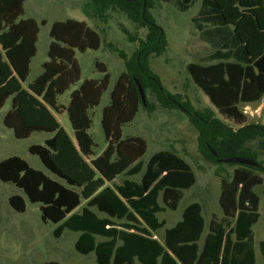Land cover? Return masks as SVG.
Wrapping results in <instances>:
<instances>
[{
    "label": "trees",
    "instance_id": "trees-1",
    "mask_svg": "<svg viewBox=\"0 0 264 264\" xmlns=\"http://www.w3.org/2000/svg\"><path fill=\"white\" fill-rule=\"evenodd\" d=\"M162 1L185 13L199 0ZM25 3L0 0V111L11 100L4 125L18 140L35 133L52 135L44 145H34L29 151L54 177L20 157H10L0 162V180L15 185L32 204L40 205L42 220L57 225L56 239L66 230L80 234L76 252L95 254L97 264H257L253 227L260 219V196L255 189L264 182V163L246 144L257 142L264 152V126L248 124L240 106L264 99V0H202L192 20L199 41L207 48L198 57L201 63L190 64L188 72L218 113L238 129L211 110L196 111L181 96L172 95L152 71L150 56L163 53L166 40L149 12V0H90L83 9L86 14L91 7L101 18L114 7L148 30L146 40H137L136 53L125 57L126 73L113 86L110 104L103 109L106 148L100 156L90 134L91 114L110 88L107 70L100 65L103 77L84 81L71 95L68 107L60 106L58 97L82 79L77 52L98 51L102 37L82 22L54 23L50 62L42 75L28 82L40 27L46 22L25 18ZM136 80L144 91L157 96L163 108L186 113L199 133L200 153L218 166L224 216H213L203 246L206 222L199 203L188 206L182 220L166 230L164 243L154 235L165 226L158 215L176 211L183 192L196 184L192 167L180 155L160 151L147 163L140 182L126 179L121 185L115 183L120 176L133 177L145 169L142 159L147 142L123 138V127L135 120L144 105ZM53 112L68 114L74 137ZM234 157L258 165L218 162ZM225 165L235 167L232 174ZM10 206L18 213L27 210L21 195L13 196ZM259 251L264 264V240L259 242Z\"/></svg>",
    "mask_w": 264,
    "mask_h": 264
},
{
    "label": "rangeland",
    "instance_id": "rangeland-1",
    "mask_svg": "<svg viewBox=\"0 0 264 264\" xmlns=\"http://www.w3.org/2000/svg\"><path fill=\"white\" fill-rule=\"evenodd\" d=\"M90 0H26L25 17L46 20L47 25H41L38 49L40 53L43 41L49 39L51 26L54 22L68 18L89 22L91 29L100 33L103 45L99 51H91L85 56H79L82 78L98 77L95 62L98 61L102 70H107L111 86L126 73V58L132 57L138 50L137 40H146L148 30L141 28L130 20L122 11L116 8L106 10L103 17H99L94 9L88 7L87 14L83 11ZM202 0H199L188 12H179L175 6L162 0H149V12L156 24L163 30L166 46L163 53L151 54L149 63L152 71L157 74L166 90L174 96H181L188 101L196 111L211 110L216 117L224 120L234 129L239 127L225 120L211 104L209 98L193 82L188 66L201 63L199 56L206 54L207 46L199 41V33L194 26L193 18L198 14ZM72 7V8H71ZM82 8L79 9V8ZM148 8L146 7L145 13ZM99 70H101L99 68ZM35 78L34 71L28 82ZM27 82V83H28ZM27 83L25 84L27 86ZM146 103L140 107L135 120L123 127V138H142L148 144V151L144 162L157 152L168 150L183 157L194 169L197 183L191 190L184 192V198L176 212L167 211L159 214V221L165 226L155 232L156 237L164 242L165 231L181 220L184 209L194 202H199L204 208L206 232L209 221L216 214L222 218L219 205L221 193V179L217 176L218 166L207 161L199 149V133L189 122L182 110H168L162 107L157 96L151 91H145ZM60 102L68 103V96L62 97ZM110 102L109 90L104 94L101 105L94 109L92 115L93 126L90 134L94 138L98 153L106 147L105 133L102 127V109ZM11 107L8 101L0 111V161L9 157H20L36 169L54 177L43 165L39 157L30 153V147L44 145L50 138L47 133H35L30 138L18 140L13 131L6 129L3 118ZM240 109L248 118V124L264 126V99L250 106ZM70 128L71 122L67 113L61 119ZM247 148L256 152L257 160L264 163V152L257 147V142H248ZM235 167L228 165L224 169L233 172ZM225 175V174H224ZM141 175L131 178L120 176L115 183L121 185L124 179L140 182ZM124 177V178H123ZM255 191L260 196L261 217L253 227L256 241L257 264H263L259 251V242L264 240V182ZM21 195L27 202L25 213H18L10 206V199ZM57 225L45 223L39 204H32L25 193L13 184H6L0 180V264H45L57 262L60 264H97L95 254L81 255L75 250V243L79 234L66 230L60 239H56L54 231ZM203 243V241H202Z\"/></svg>",
    "mask_w": 264,
    "mask_h": 264
},
{
    "label": "crops",
    "instance_id": "crops-1",
    "mask_svg": "<svg viewBox=\"0 0 264 264\" xmlns=\"http://www.w3.org/2000/svg\"><path fill=\"white\" fill-rule=\"evenodd\" d=\"M72 8V7H71ZM76 8H79V7H76ZM79 9H81L82 10V8H79ZM25 18H29V19H34V18H31V17H25ZM35 21H37L38 23H41L42 21H45L46 22V25H47V21L46 20H37V19H34ZM67 20H73V21H78V22H82V23H85V24H87L88 25V23L89 22H86V21H79V20H77V19H72V18H68L67 17V19H65V20H63V21H67ZM63 21H57V22H63ZM54 23H56V22H54ZM53 23V24H54ZM45 26V25H44ZM52 27H53V25L51 26V29H52ZM51 29H50V33H49V39H47V40H44L43 41V48H42V52L40 53V51H39V49H38V45H39V36H38V42H37V54H36V56H35V58L32 60V63H31V68H30V75L32 74V72L34 71V74H35V78L31 81V82H33L35 79H37L40 75H42L43 74V72H44V67H45V65L47 64V63H49L50 62V58H49V49H50V46H51V44L53 43V39H52V37H51ZM40 33H41V27H40ZM40 33H39V35H40ZM102 42H103V40H102ZM102 45H103V43H102ZM100 50V49H99ZM98 50V51H99ZM89 52H91V51H87V52H85V53H79V52H77V55H76V60H77V63H78V65H79V67H80V69H81V65H80V63H79V60H78V57L79 56H85L87 53H89ZM100 66V64H99V62L98 61H96L95 62V65H94V67H95V71L97 72H99V67ZM81 72H82V70H81ZM103 77V74H101L100 72H99V74H98V77H94L93 79H86V80H84L83 78L81 79V81L77 84V85H74V86H72L71 87V89L68 91V92H66L64 95H62V96H60V97H58V104L60 105V106H64V107H68L69 106V104H70V102H71V95L73 94V92H75V91H77L78 89H79V87L82 85V83L84 82V81H88V80H99V79H101ZM117 81H115V83H116ZM115 83L111 86V84H110V88H109V95H110V100H111V92H112V89H113V86L115 85ZM26 87V86H25ZM68 96V103H63V102H60V99H62V97H64V96ZM210 100V99H209ZM263 100V99H262ZM261 100V101H262ZM11 101V100H10ZM259 103V102H258ZM109 104H110V102H109ZM109 104H107L106 106H108ZM212 104V103H211ZM253 104H256V103H253ZM250 105H252V104H244V105H241V106H245V107H247V106H250ZM105 106V107H106ZM240 106V107H241ZM105 107H103V109L105 108ZM215 108V107H214ZM10 109H11V107H10ZM10 109H9V111H10ZM103 109H102V112H103ZM216 109V108H215ZM8 111V112H9ZM242 111V110H241ZM7 112V113H8ZM6 113V114H7ZM54 113V115L56 116V119H57V121L61 124V126L64 128V130L71 136V137H74V131H70V130H68V127L65 125V124H63V122H62V118H63V116H64V114L66 113V112H64V113H62V114H57V113H55V112H53ZM244 113V112H243ZM245 114V113H244ZM246 115V114H245ZM6 116V115H5ZM101 116H102V113H101ZM5 118V117H4ZM4 118H3V124H4ZM94 122V121H93ZM5 126V125H4ZM70 128L73 130V128H72V125H70ZM7 129V128H6ZM13 134H14V132H13ZM52 137V135H50V138ZM148 145V144H147ZM106 148V147H105ZM105 150V149H104ZM103 150V151H104ZM103 151L102 152H99L98 153V146H97V148H96V152H97V156H100L102 153H103ZM162 151H165V150H162ZM168 151V150H167ZM160 152V151H159ZM158 153V152H157ZM156 154V153H155ZM10 158V157H9ZM183 158V157H182ZM8 159V158H7ZM151 159V158H150ZM149 159V160H150ZM184 159V158H183ZM143 160V159H142ZM149 160H148V162H149ZM3 161V160H2ZM144 161V160H143ZM186 161V160H185ZM1 162V161H0ZM147 162V163H148ZM187 162V161H186ZM145 163V169L139 174V175H141L142 174V176H141V179H142V177H143V175H144V172H145V170H146V165H147V163L146 162H144ZM188 163V162H187ZM189 164V163H188ZM190 165V164H189ZM191 166V165H190ZM192 167V166H191ZM193 169V168H192ZM235 169V168H234ZM193 171H194V169H193ZM234 171V170H233ZM229 172V171H228ZM194 173H195V171H194ZM229 173H233V172H229ZM124 177H127V176H125V175H123ZM136 176H138V175H136ZM195 176H196V173H195ZM218 176V175H217ZM123 177V178H124ZM134 177V176H133ZM219 177V176H218ZM128 178H131V177H128ZM128 178H126V179H128ZM220 178V177H219ZM126 179H124V180H126ZM221 179V178H220ZM128 180H132V179H128ZM196 183H197V177H196ZM196 185V184H195ZM195 185H194V187H195ZM193 188V187H192ZM191 188V189H192ZM191 189H189V190H191ZM186 191H188V190H186ZM185 192V191H184ZM183 192V193H184ZM257 193V192H256ZM220 196H221V193H220ZM184 198V197H183ZM183 200V199H182ZM219 201H220V197H219ZM182 202V201H181ZM180 202V203H181ZM194 203H199V202H194ZM194 203H191L190 205H192V204H194ZM160 204H161V206H164V204H163V201H162V197H161V199H160ZM201 206H202V204L201 203H199ZM190 205H188V206H190ZM219 205H220V203H219ZM179 206H180V204H179ZM187 206V207H188ZM186 207V208H187ZM185 208V209H186ZM221 208V207H220ZM260 208H261V201H260ZM178 209H179V207H178ZM177 209V210H178ZM185 209H184V211H185ZM176 210V211H177ZM167 211H170V210H167ZM166 211V212H167ZM176 211H171V212H176ZM184 211H183V214H184ZM221 212H222V214H223V211H222V209H221ZM259 212H260V210H259ZM165 213V212H164ZM204 208H203V206H202V215H203V217H204ZM160 214H162V213H160ZM183 214H182V217H183ZM102 217H104V215H102V214H100ZM159 216V215H158ZM213 216H217L216 214H214ZM213 216H212V218H213ZM223 216H224V214H223ZM182 217H181V220H182ZM260 217H261V214H260ZM223 218V217H222ZM158 219H159V217H158ZM204 219H205V217H204ZM181 220H179V222L181 221ZM212 220V219H211ZM211 220L209 221V226H210V223H211ZM205 222H207L206 221V219H205ZM164 223V222H163ZM165 224V223H164ZM175 226V225H174ZM173 226V227H174ZM209 226H208V232H207V234H206V236L208 235V233H209ZM173 227H171V228H173ZM171 228H168V229H171ZM167 230V229H166ZM205 232H206V227H205V231H204V234H205ZM165 234H166V231H165ZM204 234H203V239H202V241H203V243H204V239L206 238V236L204 237ZM154 235H155V233H154ZM79 236H80V234H79ZM79 236H78V238H79ZM155 237H156V235H155ZM157 238V237H156ZM158 239V238H157ZM78 240V239H77ZM159 240V239H158ZM160 241V240H159ZM202 241L200 242V245L201 246H203V243H202ZM161 242V241H160ZM164 242H165V238H164ZM164 242H161V243H164ZM76 244V243H75ZM137 264H139V263H137Z\"/></svg>",
    "mask_w": 264,
    "mask_h": 264
},
{
    "label": "water",
    "instance_id": "water-1",
    "mask_svg": "<svg viewBox=\"0 0 264 264\" xmlns=\"http://www.w3.org/2000/svg\"><path fill=\"white\" fill-rule=\"evenodd\" d=\"M162 33H163V30H162ZM136 84L139 88L143 103L145 104L146 103L145 91H144L142 85L139 83V81L136 80ZM215 156H217V155L215 154ZM218 162L224 163V164H235V165H243V166H257L258 165V163L255 162L254 160L247 159V158H241V157H234V158H229V159H225V160H219Z\"/></svg>",
    "mask_w": 264,
    "mask_h": 264
}]
</instances>
